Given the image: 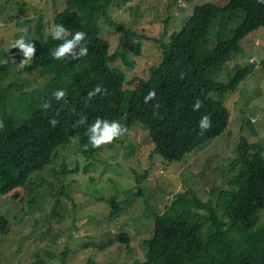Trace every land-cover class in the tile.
Segmentation results:
<instances>
[{"label": "trees", "instance_id": "obj_1", "mask_svg": "<svg viewBox=\"0 0 264 264\" xmlns=\"http://www.w3.org/2000/svg\"><path fill=\"white\" fill-rule=\"evenodd\" d=\"M220 2L225 12L221 23L236 26L232 37L213 40L218 6L210 2L197 5L193 16L169 42L160 40L161 63L150 69L148 79H140L131 89L126 88L125 71L113 66L120 48L112 54L111 41L101 35L100 22L106 17L110 23L108 12L118 0H65V9L54 16L55 25L68 29V38L76 31L86 33L89 51L80 59L53 58L51 50L61 41L52 36L46 40L40 17L30 42L36 52L24 71L37 72L45 77L44 82L31 87L32 81L25 79L9 81L10 76L17 75L8 73L7 61L0 63V121L5 125L0 129V196L19 203L32 175L51 166L57 151L73 141L83 156L93 155L98 148L89 143L87 125L97 117L119 120L127 130L141 123L148 130L155 153L169 162H182L221 136L228 129L230 112L211 94L221 97L236 91L254 67L238 66L226 83L213 80L211 72L239 52L245 37L264 26V4L257 0ZM110 25L121 33V44L137 35L116 22ZM97 85L107 89V94L86 104L88 92ZM58 89L66 92L60 101L53 95ZM151 90L156 91V97L145 103L144 97ZM197 99L203 107L194 111L192 105ZM46 101H51V107L44 110L40 105ZM157 102L160 107L154 114L152 105ZM204 115L211 117V128L202 132L199 121ZM82 116H87V124L77 127ZM53 118L58 121L55 126L49 123ZM236 156L238 173L231 180V188L214 189L206 201L189 188L177 193L169 208L156 216L143 264H264V226L257 228L264 212V144L242 137ZM63 168V174L69 173ZM109 203L110 215L116 217L120 206L115 199ZM8 226L7 218L0 215V232ZM114 240L129 247L131 236L120 233Z\"/></svg>", "mask_w": 264, "mask_h": 264}, {"label": "rangeland", "instance_id": "obj_2", "mask_svg": "<svg viewBox=\"0 0 264 264\" xmlns=\"http://www.w3.org/2000/svg\"><path fill=\"white\" fill-rule=\"evenodd\" d=\"M206 2L218 6L213 40L232 37L236 26L221 23L225 12L220 0H118L110 8V23L106 17L100 22L101 35L111 41L112 54L120 48L113 66L125 71L126 88L149 78L150 69L162 61L160 40L169 42L193 16L196 6ZM65 7V0L0 1V63L7 61L8 73L17 75L9 81L25 79L32 81L31 87L44 82L45 77L37 72L24 71L32 61L20 65L24 55L11 45L25 35V29L30 39L26 43L34 40L40 17L48 40L54 16ZM111 22L137 35L121 44V33ZM263 62L264 26L241 41L232 59L212 69L210 77L226 83L238 66L254 67L236 91L221 97L211 94L230 112L228 129L182 162L165 161L155 153L141 123L90 157L80 153L76 141L59 149L54 163L29 179L19 203L0 196V215L9 222L0 232V264H143L155 218L169 208L177 193L194 188L206 201L214 189L231 188L238 173L240 139L264 144ZM64 166L69 173H62ZM111 199L120 206L116 217L110 215ZM260 217L257 228L264 226V212ZM120 233L131 236L129 247L114 240Z\"/></svg>", "mask_w": 264, "mask_h": 264}, {"label": "clouds", "instance_id": "obj_3", "mask_svg": "<svg viewBox=\"0 0 264 264\" xmlns=\"http://www.w3.org/2000/svg\"><path fill=\"white\" fill-rule=\"evenodd\" d=\"M257 3L264 4V0H257ZM25 35L21 36L19 39L13 41L11 48H18L22 51L24 59L21 61L20 65H23L27 60L34 57L36 48L34 44L26 43L30 40L26 38L27 29L24 30ZM51 36L54 40L61 41L55 48H53L52 56L55 60H62L66 57H72L73 59H80L88 55V47L86 43V33L83 31H76L71 38H68V29L62 24L55 25L51 30ZM101 94H107V89L102 88L97 85L92 90H90L85 98V103L91 102L95 97ZM54 97L57 101L63 100L66 96V92L63 89H58L54 92ZM156 97V91H149L144 97L145 103L153 101ZM44 110L51 107V101H46L40 105ZM154 109V114H158L155 110H158L160 104L157 102L152 105ZM194 111H199L203 107V102L197 99L192 105ZM87 116H82L77 122L76 126L87 124ZM52 126H55L58 121L52 119L49 121ZM5 127L3 121H0V129ZM199 128L203 132L211 128V117L209 115H204L199 121ZM127 132V128L120 123L119 120H107L104 118L97 117L95 121L87 125L88 140L92 147L100 148L103 145L111 144L122 135Z\"/></svg>", "mask_w": 264, "mask_h": 264}, {"label": "built area", "instance_id": "obj_4", "mask_svg": "<svg viewBox=\"0 0 264 264\" xmlns=\"http://www.w3.org/2000/svg\"><path fill=\"white\" fill-rule=\"evenodd\" d=\"M253 61V60H252Z\"/></svg>", "mask_w": 264, "mask_h": 264}]
</instances>
